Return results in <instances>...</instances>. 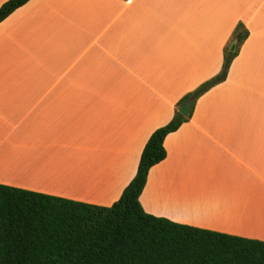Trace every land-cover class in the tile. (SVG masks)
Instances as JSON below:
<instances>
[{
    "label": "crops",
    "instance_id": "crops-1",
    "mask_svg": "<svg viewBox=\"0 0 264 264\" xmlns=\"http://www.w3.org/2000/svg\"><path fill=\"white\" fill-rule=\"evenodd\" d=\"M8 0H0V7ZM167 136L140 196L172 222L264 242V0H30L0 23V184L110 207L151 134L218 75Z\"/></svg>",
    "mask_w": 264,
    "mask_h": 264
},
{
    "label": "trees",
    "instance_id": "trees-1",
    "mask_svg": "<svg viewBox=\"0 0 264 264\" xmlns=\"http://www.w3.org/2000/svg\"><path fill=\"white\" fill-rule=\"evenodd\" d=\"M30 0H8L0 23ZM249 37L238 23L218 75L178 102L174 117L146 142L120 199L98 206L0 184V264H264V242L178 224L140 203L150 170L167 157L164 142L191 120L197 101L224 82ZM189 99L188 117L180 108Z\"/></svg>",
    "mask_w": 264,
    "mask_h": 264
},
{
    "label": "water",
    "instance_id": "water-1",
    "mask_svg": "<svg viewBox=\"0 0 264 264\" xmlns=\"http://www.w3.org/2000/svg\"><path fill=\"white\" fill-rule=\"evenodd\" d=\"M192 105V99H189L185 102V104L180 108V113L184 117H188L190 108Z\"/></svg>",
    "mask_w": 264,
    "mask_h": 264
},
{
    "label": "rangeland",
    "instance_id": "rangeland-1",
    "mask_svg": "<svg viewBox=\"0 0 264 264\" xmlns=\"http://www.w3.org/2000/svg\"><path fill=\"white\" fill-rule=\"evenodd\" d=\"M214 77H215V76H214ZM212 78H213V77H212ZM209 80H210V79H209ZM225 81H226V80H225ZM225 81H224V82H225ZM224 82H222V83H224Z\"/></svg>",
    "mask_w": 264,
    "mask_h": 264
}]
</instances>
